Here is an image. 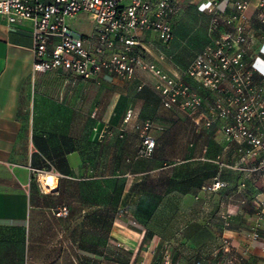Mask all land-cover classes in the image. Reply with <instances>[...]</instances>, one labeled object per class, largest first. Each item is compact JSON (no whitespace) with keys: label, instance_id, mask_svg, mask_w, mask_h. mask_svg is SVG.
<instances>
[{"label":"crops","instance_id":"1","mask_svg":"<svg viewBox=\"0 0 264 264\" xmlns=\"http://www.w3.org/2000/svg\"><path fill=\"white\" fill-rule=\"evenodd\" d=\"M205 1L178 0L171 17L174 36L168 43L152 30L139 32L140 49L164 72L178 74L208 42L211 15L199 7ZM211 1L222 18L235 11L232 0ZM249 1L248 27L256 34L264 32L253 8L256 0ZM121 2L126 5L130 0ZM77 15L84 23L91 22L86 14ZM75 16L67 24L95 37L92 22L91 30L71 26ZM228 28L221 23L218 33ZM32 44L29 21L9 23L0 15V264H113L114 181L126 192L130 180L142 179L168 161L184 170L183 176L177 170L174 175L177 181L183 177L184 183L172 186V218L179 220L174 226L192 219L194 195L203 197L199 225L215 224L209 219L205 194H221L215 219L223 228L220 212L227 209L232 214L222 232L231 252L243 264H264V218L257 227L259 239L250 235L254 197L259 192L258 198L264 196V182L220 166L235 154L232 151L227 159L221 123H204L212 98L208 89L184 78L201 94L203 106L194 113L167 108L155 90L158 79L150 72L137 70L134 78L102 72L88 79L63 69L34 72ZM146 122L151 123L146 132L154 147L142 155ZM194 160L213 169L198 187L192 185ZM218 172L228 186L208 192L204 186ZM45 174L53 177V188L44 184ZM242 180L245 188L237 196L246 201L226 206L227 195ZM62 206L68 213L59 216L56 212ZM135 227L123 231L122 238L130 247L141 243L137 264H150L161 238Z\"/></svg>","mask_w":264,"mask_h":264},{"label":"built area","instance_id":"2","mask_svg":"<svg viewBox=\"0 0 264 264\" xmlns=\"http://www.w3.org/2000/svg\"><path fill=\"white\" fill-rule=\"evenodd\" d=\"M235 11L221 17L215 1L200 3L210 13L209 40L188 65L178 74L170 75L159 68L140 49L139 32L152 30L162 43L174 36L171 17L179 7L178 0H0V15L9 23L27 20L31 24L33 44L32 70L46 72L63 69L81 78H98L102 72L121 78H134L137 70L150 72L158 79L155 90L161 104L167 108L194 113L203 106V97L184 78L211 92V101L204 123L220 122L226 142L236 144L235 158L220 162V166L241 173L244 178L255 176L264 182V32L256 34L248 27L245 10L249 0H232ZM257 20L264 26V0L253 5ZM84 13L93 23L95 37L78 33L67 19ZM223 23L229 28L218 33ZM258 76L257 78L255 76ZM144 124L139 153L150 154L154 139ZM243 178V179H244ZM228 186L218 172L204 186L208 192ZM245 188L242 180L227 195V205L243 204L238 194ZM256 193L255 220L251 238L259 239L258 224L264 218V196ZM68 213L66 206L56 214ZM231 213L220 212L222 224L228 226ZM224 240V250L230 252L227 264H243Z\"/></svg>","mask_w":264,"mask_h":264},{"label":"rangeland","instance_id":"3","mask_svg":"<svg viewBox=\"0 0 264 264\" xmlns=\"http://www.w3.org/2000/svg\"><path fill=\"white\" fill-rule=\"evenodd\" d=\"M77 16L71 20V26L77 31L82 27L91 30L92 23L89 21L84 23V18ZM236 147L234 144L226 148V152H229L226 154L228 160L232 151L236 153ZM191 163L192 185L198 187L200 183L207 181L213 169L209 163H201L200 160ZM182 166L176 169L172 161L162 163L158 169L148 173L144 178L130 180V187L126 192H121L119 185L114 181L112 203L114 245L111 256L113 264H137L141 243L136 247H130L122 238L123 231L128 229L135 231L138 229L136 225L140 226L145 234L156 233L161 238L150 264H227L230 252L224 250V240L227 239L229 242V239L222 235L223 231L226 232L227 226L222 225L223 228H220L215 219L218 213L215 207L217 201L222 198L221 194H205L207 213L210 221L215 224L199 225L201 223L197 221L200 217L198 204L203 197L194 195L191 206L192 219L185 221L184 218L180 221V226H174L179 220H175L174 215L172 218V186L179 182L184 183L183 177L179 181L174 179L176 170L184 175Z\"/></svg>","mask_w":264,"mask_h":264},{"label":"bare ground","instance_id":"4","mask_svg":"<svg viewBox=\"0 0 264 264\" xmlns=\"http://www.w3.org/2000/svg\"><path fill=\"white\" fill-rule=\"evenodd\" d=\"M44 184L46 186H49V188H53L54 185V179L50 174H45L43 177Z\"/></svg>","mask_w":264,"mask_h":264}]
</instances>
